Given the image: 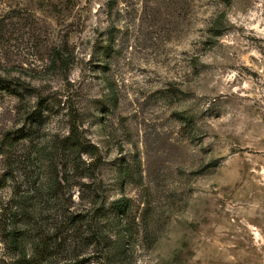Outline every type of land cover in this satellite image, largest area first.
<instances>
[{"label":"rangeland","instance_id":"rangeland-1","mask_svg":"<svg viewBox=\"0 0 264 264\" xmlns=\"http://www.w3.org/2000/svg\"><path fill=\"white\" fill-rule=\"evenodd\" d=\"M0 181V264H264V0H0Z\"/></svg>","mask_w":264,"mask_h":264},{"label":"trees","instance_id":"trees-1","mask_svg":"<svg viewBox=\"0 0 264 264\" xmlns=\"http://www.w3.org/2000/svg\"><path fill=\"white\" fill-rule=\"evenodd\" d=\"M2 187V183H1V181H0V188ZM9 239H10V241L12 242V243H14L15 244V246H16V244H17V240H16V237H17V235H16V233H11V234H9ZM20 260V262H21V264H32V262H31V260L30 259H26V257L23 255L22 257H21V259H19Z\"/></svg>","mask_w":264,"mask_h":264}]
</instances>
